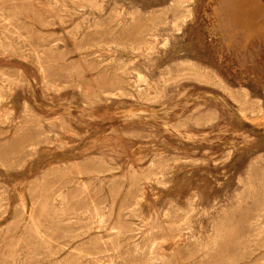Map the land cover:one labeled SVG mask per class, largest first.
Instances as JSON below:
<instances>
[{
  "label": "rangeland",
  "instance_id": "1",
  "mask_svg": "<svg viewBox=\"0 0 264 264\" xmlns=\"http://www.w3.org/2000/svg\"><path fill=\"white\" fill-rule=\"evenodd\" d=\"M220 1L0 0V264H264V37Z\"/></svg>",
  "mask_w": 264,
  "mask_h": 264
},
{
  "label": "bare ground",
  "instance_id": "2",
  "mask_svg": "<svg viewBox=\"0 0 264 264\" xmlns=\"http://www.w3.org/2000/svg\"><path fill=\"white\" fill-rule=\"evenodd\" d=\"M215 10H216L215 14L218 17L217 29L222 33L224 41L227 42V44H231V46H233V45L238 46L239 44L243 45V44L247 43V41H251L253 39H261L262 37H264V5L262 4L261 0H221L219 7ZM140 80H142V78L138 75L136 78V81L138 82ZM138 87L140 88V85H138ZM139 91L141 92V88L139 89ZM140 112H142V111H140ZM147 113H148V111H147ZM259 118L260 117H258V119ZM0 166H1V164H0ZM152 193L153 192H151V194ZM144 204H145V202H144ZM200 204L202 205V202H200ZM13 215H14V212H13ZM149 217L150 216L148 215L147 219L145 220L146 224H147V220ZM50 239L51 238H49V240ZM153 240L154 241L151 243V246L149 248L150 253L154 252L153 247H155V246L166 251V252L168 251V244L166 241H163V240L160 241V239H158V238H154ZM51 241H53V240L51 239ZM57 246H58V244H57ZM47 250H48V247H47ZM54 252H55V250H54ZM82 254L85 255V253L83 251H81L79 249H75L73 251V254H72L70 261L79 259L78 257Z\"/></svg>",
  "mask_w": 264,
  "mask_h": 264
}]
</instances>
